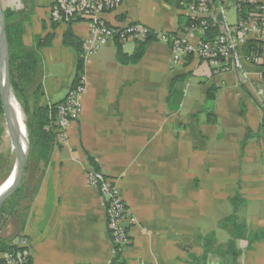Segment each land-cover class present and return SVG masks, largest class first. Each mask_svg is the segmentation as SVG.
Here are the masks:
<instances>
[{
	"label": "crops",
	"instance_id": "obj_1",
	"mask_svg": "<svg viewBox=\"0 0 264 264\" xmlns=\"http://www.w3.org/2000/svg\"><path fill=\"white\" fill-rule=\"evenodd\" d=\"M2 4L25 19L26 46L53 36L41 50L40 104L63 102L78 62L63 37L71 28L85 43L89 24L54 22L58 0ZM231 8L223 17L228 25L238 21L233 8L237 21L228 22ZM188 14L172 1L123 0L104 18L113 27L139 24L197 45L199 36L182 19ZM117 48L111 40L85 60L82 112L67 131L68 141L56 140L50 162L31 164L27 196L36 186L38 192L22 204L30 205L26 223L4 216L0 240L10 247L25 240L31 264H111L116 248L105 205L87 180L98 169L118 183L134 220L127 225L129 243L121 247L127 264H223L217 250L231 236L220 223L234 213L232 198L245 201L236 215L248 232L264 230V111L254 97L264 83L252 68L249 83L238 73L215 75L195 53L174 64L171 46L158 38L136 65L120 64ZM122 48L131 55L136 44ZM210 235L215 241L206 254ZM237 248L236 264H264V239L251 247L239 240Z\"/></svg>",
	"mask_w": 264,
	"mask_h": 264
},
{
	"label": "trees",
	"instance_id": "obj_2",
	"mask_svg": "<svg viewBox=\"0 0 264 264\" xmlns=\"http://www.w3.org/2000/svg\"><path fill=\"white\" fill-rule=\"evenodd\" d=\"M167 1L176 3L178 7L188 12L189 6L198 3L199 0H184L185 2L183 4L175 0ZM232 4L239 7L238 16L243 19L255 16L260 12L258 9L259 4L253 3L252 0H240L235 1V3L233 2ZM219 6V3L213 2L212 7L215 10L218 9ZM228 8L229 6L226 7L227 10ZM5 15L10 46L11 83L26 124L29 140V161L21 187L0 208V225L4 216H18L22 223V227H24L26 223V213L30 208V205L27 206L22 204L27 200L29 202L33 201L38 192V186H36L31 188V196H27L28 185L26 175L31 164L34 163L39 166L40 164H47L51 160L52 152L59 134V127L56 124L58 108L66 101L70 93L79 87L81 77L84 75V43L75 36L71 28H69L64 34L63 44L73 48L78 55L76 76L74 78L72 89L63 102L51 106H43L40 104L43 91L41 50L52 45L53 36L49 35L42 39L36 47H28L24 42L26 27L23 16L10 9H5ZM182 19L185 21L186 29L190 32L196 33L201 42L215 43L216 39L223 33L224 19L222 14L214 17L213 15H195L190 13L182 17ZM76 21L79 20L71 18L65 22L71 24ZM204 23H207V28L204 26ZM199 29H202V31H198ZM170 35L176 36L174 34ZM156 38L154 32H152V35H150L145 41L135 43L136 48L131 55H128L123 51V44L119 39L115 38L118 44L116 53L117 61L125 66L138 64L144 57L149 44L154 42ZM263 47L264 43L262 41L249 40L246 45L241 48V51L243 54H252L263 52ZM208 98L210 101L214 100L215 94L210 91ZM212 118H215L214 115ZM3 122L4 115L0 99V146L2 145L6 133ZM13 166L14 164H12L9 157L0 154V185L9 178ZM231 202L234 207V213L223 219L220 223L222 228L229 230L231 236L230 241L217 250L219 256L224 259L223 264L237 263L238 258L241 256V251L237 248V241L247 240L251 247L254 242L264 239V230L248 232L246 225L238 220L236 215L237 209L242 206L245 201L237 195L231 199ZM214 241V235H210L205 239L206 254L212 252ZM114 247L116 248V257L111 264H127L121 256V247ZM7 252L24 255L27 253V248L17 245L10 247L6 242L0 240V254ZM228 257L231 258V261L228 260ZM1 263L0 260V264Z\"/></svg>",
	"mask_w": 264,
	"mask_h": 264
},
{
	"label": "built area",
	"instance_id": "obj_3",
	"mask_svg": "<svg viewBox=\"0 0 264 264\" xmlns=\"http://www.w3.org/2000/svg\"><path fill=\"white\" fill-rule=\"evenodd\" d=\"M175 1L181 4L185 2L184 0ZM235 1L240 0H199L198 3L189 6V13L213 15L214 17L220 14L224 17L227 6L236 10L237 23L228 25L223 21V33L215 43L200 41L199 44L192 45L187 40L170 34L154 33V36L171 46L174 64H180L185 55L195 53L209 65L215 75L238 73L249 83L254 74L251 71L252 68L257 70L255 75L264 83V47L263 52L252 54H243L241 51L249 40H259L264 43V0H252L253 3L259 4L260 12L246 19L238 16L239 7L232 4ZM213 2L220 4L218 9L215 10L212 7ZM122 3L123 0H58L57 7L52 11V19L56 23H61L72 18L89 24V35L83 45L84 57L88 60L115 38L119 39L122 44H135L145 41L152 35L150 29L139 24L113 27L105 20L104 15L115 11ZM204 26L207 28V23H204ZM198 31L201 32L202 29ZM86 93V77L83 75L79 87L72 91L58 108L56 124L59 127L60 142L68 141L67 131L81 114L83 97ZM254 97L264 111V87L255 90ZM87 180L90 186L98 189L104 202L108 228L114 246L127 245L129 243L127 225L134 220L121 196L118 183L100 170H90ZM17 246L24 248L27 242L21 240ZM0 260L1 264H31L28 253L24 255L1 253Z\"/></svg>",
	"mask_w": 264,
	"mask_h": 264
},
{
	"label": "water",
	"instance_id": "obj_4",
	"mask_svg": "<svg viewBox=\"0 0 264 264\" xmlns=\"http://www.w3.org/2000/svg\"><path fill=\"white\" fill-rule=\"evenodd\" d=\"M0 99L3 108L5 129L11 139L15 153V162L9 178L13 177L11 185L0 195V208L19 190L21 187L26 167L29 161V140L24 138L21 125L23 124V113L13 109L14 105L20 107L16 99L11 83L10 46L7 35L6 15L0 0ZM21 109V108H20ZM21 111L19 112V114ZM20 119V120H19ZM25 127L26 124L24 123ZM25 139V143H24Z\"/></svg>",
	"mask_w": 264,
	"mask_h": 264
},
{
	"label": "rangeland",
	"instance_id": "obj_5",
	"mask_svg": "<svg viewBox=\"0 0 264 264\" xmlns=\"http://www.w3.org/2000/svg\"><path fill=\"white\" fill-rule=\"evenodd\" d=\"M227 20L230 24H234L237 21L236 14L233 8H231L226 14ZM195 82H193L194 84ZM5 127V121L3 122ZM0 154L4 155L5 157H9L12 164L15 162V153L13 150V146L11 143V139L6 131L5 136L3 138L2 145L0 146ZM196 224V223H195ZM202 223L200 222V225Z\"/></svg>",
	"mask_w": 264,
	"mask_h": 264
},
{
	"label": "bare ground",
	"instance_id": "obj_6",
	"mask_svg": "<svg viewBox=\"0 0 264 264\" xmlns=\"http://www.w3.org/2000/svg\"><path fill=\"white\" fill-rule=\"evenodd\" d=\"M17 112H18V116H20L22 114V111L20 109V107L18 105H14V108ZM21 111V113L19 114V112ZM23 117V124L21 125L20 121H19V125L23 131V133L25 134L24 138L26 137L27 135V130H26V127L24 125L25 121H24V116ZM20 120V119H19ZM25 139H24V143H25ZM13 181V177L11 178H8L1 186H0V195L11 185Z\"/></svg>",
	"mask_w": 264,
	"mask_h": 264
}]
</instances>
